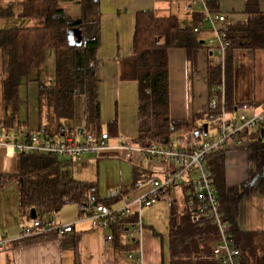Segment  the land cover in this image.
Listing matches in <instances>:
<instances>
[{
	"label": "trees",
	"instance_id": "1",
	"mask_svg": "<svg viewBox=\"0 0 264 264\" xmlns=\"http://www.w3.org/2000/svg\"><path fill=\"white\" fill-rule=\"evenodd\" d=\"M213 12L220 9L221 0H207ZM82 15L72 17L59 5L58 0H25L21 16L40 23L37 27L0 29V76L2 79L0 128L22 132L18 120L20 104L19 87L46 59L49 49L56 52V81L40 88V132L46 137H59L71 129L68 122L75 115V99L85 100L86 125L81 134L85 137H104L101 123V104L98 96L99 59L97 52L101 41L100 0H79ZM12 5H0V16L13 13ZM247 19L232 23L225 30L229 41L227 62L237 50L264 51V11L259 0H247ZM203 17V16H202ZM82 31L81 45H70L68 31ZM202 40L192 28L183 27L178 16H160L154 10L139 11L136 15L133 53L121 62V78L135 81L139 87V129L134 141L140 144H169L175 134L191 141L204 133V124L216 119L209 111L207 117L195 114L188 120H174L170 115L169 54L172 49L183 48L195 63ZM209 85L221 82L222 69L211 64L208 69ZM227 76V65L225 68ZM227 87V83H226ZM229 91H226L227 106ZM116 123L108 126L107 136L116 133ZM263 127L255 131L256 140L251 143L250 158L254 164L250 177L240 185L229 186L225 180V149L207 156L213 181L219 192L220 207L230 224L237 246L242 253L243 264H264V230L250 231L238 225L240 204L256 185L264 192V137ZM182 134H180V133ZM73 159H63L46 153H21L17 171L0 175V189L12 182L19 185L20 211L24 222L33 221L31 210L37 218H52L64 206L77 204L81 214H93L94 202L113 207L122 200L121 194L102 197L97 181H83L69 175L66 169ZM130 190L138 186L140 176L133 171ZM184 208L178 211L177 203H170L169 264H217L213 249L219 238L217 228L199 215V204L190 185H185ZM140 214L123 217L112 226L118 234H126L140 222ZM47 231L23 236L11 245H24L55 235ZM134 242V241H132Z\"/></svg>",
	"mask_w": 264,
	"mask_h": 264
},
{
	"label": "crops",
	"instance_id": "2",
	"mask_svg": "<svg viewBox=\"0 0 264 264\" xmlns=\"http://www.w3.org/2000/svg\"><path fill=\"white\" fill-rule=\"evenodd\" d=\"M24 1L0 0V5L11 4L13 6L11 15L0 16V29L8 30L41 25L21 16ZM246 2L247 0H221L218 12L209 9L213 14L225 16V21L218 23V26L226 29L232 23L243 22L247 19ZM58 3L72 17L82 15V5L79 0H58ZM259 5L260 9L264 11V0H259ZM144 10H154L160 16L174 14L178 16L183 27L193 28L202 19L204 8L200 7L198 0H100L101 41L97 52L99 59L97 67L98 96L101 104L102 132L108 133V126L111 123H116L117 126L116 133L111 136L105 135L113 146L118 145L122 139L134 140L138 135L139 87L137 82L121 78V62L133 53L136 15L139 11ZM196 35L202 40L203 46L197 51L195 63L190 61L186 50L183 48L172 49L169 54L170 115L174 120H188L195 114H203L207 117L209 113L212 89L209 85L208 69L211 64L215 65V63L214 53L206 47L204 42L213 37L215 32L209 24H205L201 32ZM255 55L256 52L253 51L237 50L227 62L226 91L227 94L229 91V102L232 107L231 109L228 107V109L232 117H238L236 108L238 105L249 103L256 107L264 100V94L260 97H255L256 95L239 96L235 90L234 79H236V71L241 65L240 59L242 56L255 58ZM2 79L3 77L0 76V116H3L4 113L1 106ZM55 81L56 52L54 49H49L44 64L35 69L29 77L23 78L20 83V104L17 115L22 132L39 130L40 88L51 86ZM249 114L252 115L253 110H250ZM85 125V100L83 96L78 95L75 99L74 118L68 122L67 126L71 129L70 131L78 132L80 138L83 139L85 135L80 132ZM258 127H263L261 131L262 137H264V125ZM258 127L250 133L246 145H238L232 141L224 146L227 185H240L249 179L254 168L250 158L249 146L256 140L254 134ZM215 131L216 126L210 131L208 125L209 134H214ZM177 135H174L176 140L182 142L183 139L178 138ZM203 136H205L204 133L200 138H193L191 141L184 138L186 142L181 144L195 145L201 141ZM18 158L19 153L13 148H0V175L15 173ZM117 158H119L120 164H117ZM75 160L78 161L77 166L75 167L76 164L73 160L66 169L69 175L83 181H97L99 183L100 179L91 180V177L78 176H103V170L117 165L122 171L121 176H127L128 170L130 176L133 177L134 169L137 170L140 179L135 189L130 190L131 187H125L123 180L121 188H112L108 192L106 190L105 194L102 195V197H108L112 195L113 191L121 192L122 200L115 206L120 205L124 198H137L150 191L152 188L151 180L163 178L173 170L172 164L167 161L146 159L141 156H137L135 160H130L119 151H112L107 154L87 153L81 160ZM184 187L183 184L175 192L179 194L183 204L186 197ZM177 200L175 199L174 202L178 203ZM147 209L144 208L140 216ZM92 215L88 213L82 215L77 204L66 205L55 213L53 218L61 225L73 224L72 233L59 234L55 231V235L51 237L24 245L10 246L12 242L22 237L24 225L20 211L19 185L12 182L4 189H0V237L6 236L10 240L6 249L0 251V264H132L128 258L130 252L138 257L142 255L143 264L170 263V254L166 255V252L169 253V248L168 250L166 248V241L161 239L159 233L154 229L152 234L151 231L147 234L144 233L141 239L130 242L127 241L126 234L117 235L116 226L104 228L100 221L93 218ZM31 223L32 221L28 222L29 225ZM238 225L242 229L250 231L264 230V192L261 191L259 185H256L252 192L242 200ZM108 235L114 236L112 246L106 242ZM216 263L219 264L217 261Z\"/></svg>",
	"mask_w": 264,
	"mask_h": 264
},
{
	"label": "built area",
	"instance_id": "3",
	"mask_svg": "<svg viewBox=\"0 0 264 264\" xmlns=\"http://www.w3.org/2000/svg\"><path fill=\"white\" fill-rule=\"evenodd\" d=\"M200 7L204 8L202 19L192 28L195 34H199L205 24H209L215 32L213 37L204 43L214 53V63L221 67V82L214 84L212 96L209 102V111L216 113V131L214 134L203 136L195 145H183L173 139L169 144L152 143L140 144L131 139H122L113 146L104 137L80 138L78 132L69 131L66 134L49 138L40 131L16 132L6 131L0 128V148L11 147L21 153H46L68 159L81 160L87 153L107 154L112 151L122 152L123 155L135 160L137 156L146 159H159L172 164L173 170L163 178L151 180L150 191L137 198L123 199L120 205L108 207L103 204L96 205L93 218L100 221L101 225L111 227L123 217L141 213L144 208L153 206L165 194H172L180 189V186L190 185L199 204V215L203 220L211 222L219 233L213 255L219 264H243L242 253L237 246L230 224L220 207L219 192L213 181L212 171L207 163V156L224 147L228 142L238 145H246L250 133L258 126L264 125V100L258 106L249 103L238 105V117H232L226 101V74L225 62L229 48L227 32L218 26L225 21L224 15L210 12L207 0H198ZM253 110L250 115L249 111ZM231 115V116H230ZM121 192L113 191L112 196ZM73 224L61 225L55 219H34L31 225L26 227L23 236H32L47 231H57L59 234L72 233ZM144 225L139 222L128 230L127 241H137L142 238ZM113 235H108L106 242L112 246ZM9 239L0 237V251L6 249ZM132 264H143V257L128 254Z\"/></svg>",
	"mask_w": 264,
	"mask_h": 264
},
{
	"label": "rangeland",
	"instance_id": "4",
	"mask_svg": "<svg viewBox=\"0 0 264 264\" xmlns=\"http://www.w3.org/2000/svg\"><path fill=\"white\" fill-rule=\"evenodd\" d=\"M240 67L237 69L235 82V90L237 95H247L260 97L264 94V51H257L255 58H245L242 56L240 59ZM227 65V57L225 62V68ZM226 76V75H225ZM227 83V76H226ZM209 125V129L213 130L217 125V121H207ZM213 132V131H212ZM211 132V133H212ZM107 133H104L106 135ZM107 140V139H106ZM108 141V140H107ZM178 143L182 142L176 140ZM110 143V141H108ZM186 142V141H185ZM111 144V143H110ZM89 154V153H88ZM120 164L119 158L116 159ZM75 167L78 164V161L74 159ZM128 164V163H127ZM129 165V164H128ZM130 166V165H129ZM122 171L119 166L116 167H108L106 170H103V176H78V177H91V180H99L100 193L104 195L106 190L108 192L109 189H119L121 188V183L124 180V186L130 188L132 186L133 177L130 176V171L127 170V176H121ZM126 175V173H125ZM77 177V176H75ZM178 199L177 203L178 211L184 208V204L181 202L179 194H165L161 197V199L156 202L152 207L148 208L145 212H143L140 216L141 223L144 224V233L150 232L151 234L155 230L159 233L160 238L166 241V248L168 250V240H169V219H170V203ZM152 226V228H150ZM154 229V230H153ZM166 255H169L166 252Z\"/></svg>",
	"mask_w": 264,
	"mask_h": 264
},
{
	"label": "water",
	"instance_id": "5",
	"mask_svg": "<svg viewBox=\"0 0 264 264\" xmlns=\"http://www.w3.org/2000/svg\"><path fill=\"white\" fill-rule=\"evenodd\" d=\"M68 39H69V43L70 45H81L83 42V36H82V31L79 28H72L68 31ZM81 131V129L79 130V132ZM204 135L207 136L208 135V124L204 125ZM97 203L94 202V206H96ZM32 219H36L38 214L35 208H33L31 210V214H30Z\"/></svg>",
	"mask_w": 264,
	"mask_h": 264
},
{
	"label": "bare ground",
	"instance_id": "6",
	"mask_svg": "<svg viewBox=\"0 0 264 264\" xmlns=\"http://www.w3.org/2000/svg\"><path fill=\"white\" fill-rule=\"evenodd\" d=\"M259 128V127H258ZM173 139H177V138H173Z\"/></svg>",
	"mask_w": 264,
	"mask_h": 264
}]
</instances>
